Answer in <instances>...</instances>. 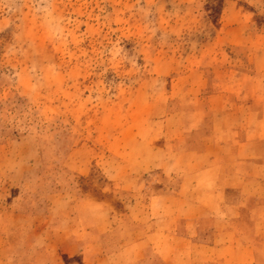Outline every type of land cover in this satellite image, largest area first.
<instances>
[{
	"label": "rangeland",
	"instance_id": "obj_1",
	"mask_svg": "<svg viewBox=\"0 0 264 264\" xmlns=\"http://www.w3.org/2000/svg\"><path fill=\"white\" fill-rule=\"evenodd\" d=\"M212 103L243 109L229 124L244 110L264 119V0H0V264L62 242L48 227L17 230L20 207L48 220L52 194L143 207L149 194L113 176L179 173L178 126L192 138L205 116L207 129ZM147 143L168 153L155 160Z\"/></svg>",
	"mask_w": 264,
	"mask_h": 264
},
{
	"label": "crops",
	"instance_id": "obj_2",
	"mask_svg": "<svg viewBox=\"0 0 264 264\" xmlns=\"http://www.w3.org/2000/svg\"><path fill=\"white\" fill-rule=\"evenodd\" d=\"M237 28L221 32L227 36ZM229 40L240 44L236 37ZM240 110L210 104L209 112L203 111L213 113L209 127L204 129L203 113L194 125L193 137L203 133L201 140L188 137V126L179 124L181 138L169 149L179 173H168L173 172L169 164L163 167L166 173L157 175L115 174L113 180L124 191L149 194L143 207L136 196L126 211L118 212L87 194L69 201L64 193L50 196L48 220L20 207L16 217L24 225L17 230L26 223L39 227L38 234L48 227L64 237L60 243L37 244L34 254L19 263L38 264L39 251L46 250L50 264H75L77 259L79 264H264V119L251 123L258 110H244L243 121L229 124L228 116L239 118ZM200 112L196 107L195 114ZM147 144L155 160L168 153L164 144ZM138 174L144 177L142 189Z\"/></svg>",
	"mask_w": 264,
	"mask_h": 264
}]
</instances>
